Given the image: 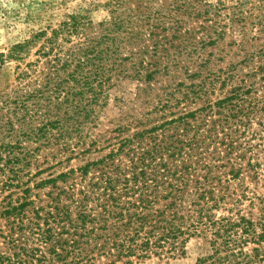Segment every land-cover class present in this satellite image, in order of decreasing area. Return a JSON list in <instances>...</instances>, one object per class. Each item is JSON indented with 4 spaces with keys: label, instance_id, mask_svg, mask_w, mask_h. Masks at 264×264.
<instances>
[{
    "label": "trees",
    "instance_id": "obj_1",
    "mask_svg": "<svg viewBox=\"0 0 264 264\" xmlns=\"http://www.w3.org/2000/svg\"><path fill=\"white\" fill-rule=\"evenodd\" d=\"M106 7L98 23L71 13L3 55L17 64L0 93V264H145L193 239L205 248L193 264L263 261L264 223L243 205L264 181V0ZM228 36L243 60L203 74L193 57ZM118 79L136 80L135 96L95 132ZM69 138L70 161H86L31 186L60 163L41 167V152L55 160ZM49 185L37 205L32 191Z\"/></svg>",
    "mask_w": 264,
    "mask_h": 264
},
{
    "label": "rangeland",
    "instance_id": "obj_2",
    "mask_svg": "<svg viewBox=\"0 0 264 264\" xmlns=\"http://www.w3.org/2000/svg\"><path fill=\"white\" fill-rule=\"evenodd\" d=\"M107 1L108 0H0V93L8 91L15 81V67L17 63L3 56L7 54L8 49L13 44L23 41L38 29L57 27L61 22L67 20L71 13L75 12H81L90 17L95 23H98L108 16V8L106 7ZM233 37L235 36H228L225 40L220 41L217 46L206 48V57H193V59H196L198 62H200L202 58L207 59L209 68H202L203 74L208 73V71L213 72L219 69H226L232 63H238L243 60L245 50H240L237 45L230 42ZM260 37L261 39L257 42H264V33L260 34ZM35 49V47L32 49V55H30L28 59H33V57H35L33 55ZM186 58L190 59V57H184V59ZM186 76L187 72H184V70L180 72V77ZM136 90V80L118 79L115 86L110 89L111 99L109 105L100 109V126L98 128H93V131L99 132L108 127H113L121 114L120 108L124 106L125 109H127L124 102L125 100H131L135 96ZM128 105L131 107V104ZM59 148L63 149L65 152H63L62 155H56L55 160H51V157H49L50 162H44L46 151L41 152V167L45 168L58 161H60V163L34 178L30 183L31 186L34 183L33 181L38 182L40 179L48 177L51 173L56 175L70 169V166L82 165L88 157L86 156L70 161V138L68 139L67 147L64 145L63 141H61ZM260 160L264 163V157H261ZM32 172L35 173L36 169L33 168ZM25 179H27V177ZM257 185L255 192L259 194L260 199L257 198L253 202L246 200L243 208L247 213H250L254 219L260 218L264 223V181L261 180ZM50 188L51 185L32 191V197L35 193H39L40 195L41 201L33 197L37 205L46 204V201L49 200L46 193L48 194ZM3 224L4 223H1L0 226L3 227ZM2 240L3 239L0 237V249L4 250L5 246L2 244ZM261 247L264 254V242ZM204 250L205 248L201 243L193 239L188 243L187 253L185 255L176 257L152 256L144 262L145 264H193ZM256 264H264V260Z\"/></svg>",
    "mask_w": 264,
    "mask_h": 264
}]
</instances>
